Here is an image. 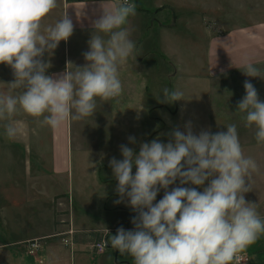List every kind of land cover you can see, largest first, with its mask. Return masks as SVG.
<instances>
[{
  "label": "clouds",
  "instance_id": "obj_1",
  "mask_svg": "<svg viewBox=\"0 0 264 264\" xmlns=\"http://www.w3.org/2000/svg\"><path fill=\"white\" fill-rule=\"evenodd\" d=\"M56 7L57 0H0V64L13 70L14 80L8 85L18 90L16 95L0 92V122L9 140L20 134L14 118L21 110L43 117L53 129L93 116L97 98L121 96L119 69L137 57L136 42L126 27L137 5L115 0L110 6L100 4L89 50L83 53L87 63L74 71L48 74L51 64L44 54L74 32L67 12L54 25L42 24ZM242 69L246 76L264 78L254 62L245 61ZM243 86L246 94L237 109L245 114L246 126H255L256 141L264 143V101L250 81ZM183 96L179 89L164 88L159 102L172 103ZM226 129L196 133L188 121L183 131L173 128L166 143L158 138L142 142L138 153L119 146L123 159L109 160L118 181L119 199L114 203L126 202L136 215L133 229L120 226L110 235L111 248L130 256L133 264H238L239 254L264 235V217L256 203L245 198L253 190L252 174L258 164L244 155L237 125L228 124ZM128 140L137 143L134 136ZM171 185L176 186L169 190ZM185 185L200 186L202 191ZM161 189L164 195L154 203Z\"/></svg>",
  "mask_w": 264,
  "mask_h": 264
},
{
  "label": "crops",
  "instance_id": "obj_2",
  "mask_svg": "<svg viewBox=\"0 0 264 264\" xmlns=\"http://www.w3.org/2000/svg\"><path fill=\"white\" fill-rule=\"evenodd\" d=\"M212 1L154 0L152 12L162 14L161 18L153 17L157 23L154 27L153 21L148 19L151 9L135 0L136 14L129 17L126 27L131 33L130 38L136 42L137 52L134 55L137 57H130L119 69L123 83L121 96L108 101L97 98L96 112L93 116L85 117L89 124L95 122L97 127L91 138L95 146L91 147L90 142L77 144L75 161L72 157L70 120L55 129L47 125L48 142L45 148H49L50 158L46 160L39 158L38 150H35L39 136L43 137L33 126L39 117L20 111L22 113L15 123L21 131L15 142L7 140L3 126L0 127V264H101L97 260L100 252L91 251L90 243L101 236L108 241L110 232H116L120 226L126 230L134 228L131 220L135 212L132 208L126 202L114 203L119 199L116 192L118 181L109 160L112 157L123 159L121 144L138 153L140 143L150 142L152 135L165 143L168 141L164 130L166 115H163L167 112V106L159 102L163 98L164 85L184 93L182 100L174 102L173 110H168L177 116V127H184L186 122L191 121L200 131L212 126L210 109L217 86L215 78L233 72L242 75L245 61L264 68V15L254 20L243 19L233 25H224L218 31L212 25L198 21V25L205 28L198 47L196 42H192L196 41L197 36H192V41L184 48L180 45L182 41L177 43L174 31L178 20L176 8L210 7L214 4ZM114 2L62 0V16L67 12L74 24V32L67 46L65 44L67 57L72 54L76 57L77 53L82 55L89 50L88 40L94 32L92 22L102 12L100 4L110 6ZM164 13H169L170 19ZM185 23L190 30L197 28H194L197 22L192 23L190 17ZM74 56L73 70L87 63L85 59L76 60L80 58ZM67 69L71 70L69 64L64 63L49 74ZM246 80L250 81L251 78ZM195 83L205 85L208 94L207 111L199 123L192 116L193 112L185 110L183 104L195 92L192 88ZM160 107L165 108L166 112L152 113L153 109ZM231 112L228 116L234 117ZM239 112L236 115L237 130L244 155L247 151L263 149L264 143L256 141L254 125L250 131L253 133L252 140L246 141L242 137L248 126L245 114L240 115ZM129 136H134L137 143H130ZM39 148L42 149L41 145ZM256 154L250 153V156L257 159L258 164ZM89 155L91 157L87 158ZM135 170L133 167V174ZM61 177L66 178L68 184L71 181L72 194L59 190ZM111 185L114 186L112 189ZM163 195L164 190L161 189L154 203ZM245 198L256 203L258 212L264 217V192L250 191ZM75 203L79 205L75 206ZM69 226L75 230L68 235L73 239L72 246L64 244L61 236L56 234ZM34 237L39 239L40 246L34 253H28L27 239ZM84 246L86 248L82 249ZM245 250L251 255L248 264H264V235ZM117 253L115 250L114 256Z\"/></svg>",
  "mask_w": 264,
  "mask_h": 264
},
{
  "label": "rangeland",
  "instance_id": "obj_3",
  "mask_svg": "<svg viewBox=\"0 0 264 264\" xmlns=\"http://www.w3.org/2000/svg\"><path fill=\"white\" fill-rule=\"evenodd\" d=\"M143 5L149 7L150 13L148 14V19L153 21L154 27L157 26L156 19H153V17L161 18L160 15H156L154 12H152L153 9V1L154 0H139ZM61 2L62 0H57V7L53 9L47 16L42 20V24L44 26L47 25H54L55 22L62 18V12H61ZM214 4L213 6H182L181 8L177 7L176 12L178 16L177 24L174 27V31L177 34L175 37L177 39V43L182 41L180 43L181 47L184 48L190 41H192L190 38L192 36H197V39H194L196 41L197 47L198 43L203 38V31L205 28L200 27L198 25V21H200L202 24L205 25H212L215 29V31H218L221 29L222 26H229L233 25L237 22H242L244 19L245 21H250L257 19L264 15V0H213ZM165 14V13H164ZM167 14V15H166ZM166 18H169V13H166ZM189 17L192 20V23L197 22V26L194 28L196 29H188L186 20L189 19ZM163 18V17H162ZM170 19V18H169ZM166 20V19H165ZM150 22V21H149ZM210 28V26H208ZM190 33V34H189ZM67 41H60L58 47L54 49L52 52L48 53L46 52L44 54V59L48 62H50L51 67L47 69V73L49 74L50 71L61 67L64 63L69 64V68L74 71V66L72 61H75L73 58L74 54L68 55L67 57V48H65V44L67 46ZM69 54L70 51H69ZM75 57V56H74ZM75 58H80L76 60H84L83 53L80 55L79 53L76 54ZM70 62V63H69ZM261 76L264 77V68H261ZM249 76H246L244 73L242 75L238 73H231V74H224L221 76H218L216 80V89L213 93V98L211 99V118H212V126L211 131L213 133L219 132V131H226V126L231 123H235L238 127V118L236 115H238L239 109H237V102L242 99V97L246 94L244 89V80H246ZM252 80V84L255 86V88L258 90L259 99L261 101H264V78L261 77H250ZM14 80L13 70L10 68V66L6 64H0V92L9 91L11 94L16 95L18 94V90H11L8 83L12 82ZM250 80V81H251ZM164 88H169L168 85H164ZM194 88V93L188 98L186 101H183V104L185 105V110H191L192 116L197 118L198 123L203 119V114L207 111V88L202 83L194 84L192 87ZM174 102L172 103H166L167 106V112L164 110L165 108L160 107L153 109L152 113H165L163 115H166V128L165 130V136L167 140L170 139L169 133L172 131L173 128L177 127L176 123V117L175 115H172L168 112V110H173ZM22 111V110H21ZM232 111L230 114L234 117H230L229 112ZM22 112H19L17 116L14 118V122H17V118H19L20 114ZM169 115H168V114ZM225 113L226 115H223ZM240 115H243L241 112H239ZM43 118V117H42ZM42 118H38L37 124H33V126L37 127L39 132V135L42 133V136H39L38 141H36L37 144L41 145V148L37 144H35V150H38L39 158L42 160H46L50 158V152L49 148H45L46 141H47V128L48 126L44 124L42 121ZM4 122H0V127L3 126ZM197 125L193 124V131L196 133L199 132L198 129H196ZM180 130H184V127H179ZM239 128V127H238ZM243 128V127H242ZM97 127L95 126V122L93 124L86 120V118H83L78 121L70 120V134H71V143H72V157L75 161L77 159V144L82 143H89L91 147L95 146L94 141L91 139L93 138V134L96 131ZM241 129V128H240ZM254 128L253 130H255ZM94 130V132H93ZM163 130V132H164ZM252 131V127L247 128V132L245 134H242V137L246 141H251L253 137V133H250ZM162 136H164V133H162ZM154 138H158V136L151 137V140ZM8 140V139H7ZM150 140V141H151ZM12 141L15 142L14 139ZM48 142V141H47ZM264 147V145H263ZM247 154L245 156H250V153L252 155L254 153L256 154V158L259 159L258 162V171L254 172L252 174V193H256L259 191L260 193L264 192V148L259 149L258 151H247ZM91 157L90 155L87 156V158ZM257 160V159H256ZM74 164V163H73ZM75 167V165H74ZM76 171V169L74 170ZM179 182L177 181V184ZM207 184V182H206ZM205 184V186H206ZM176 185H171L169 190L172 187H175ZM57 187V185H56ZM58 187L59 190L63 192H70L72 194V188L73 185L70 181V184H68L66 178L61 177V181H58ZM114 186L111 185V189ZM185 187H197V190L202 191V188L200 186L195 185H185ZM69 193V194H70ZM74 201L75 198H73ZM78 206V203H75V206ZM136 213L133 214L135 216ZM130 230V229H129ZM111 235L116 234V232L111 231ZM110 236L108 238V244L106 245L105 249L97 254V260L99 259V262L101 264H133V260L130 256H121L119 252L114 256L115 250L111 248L109 245ZM69 248V247H68ZM86 248L85 246L82 247ZM85 254L88 252H84ZM126 262H125V261ZM117 261V262H116Z\"/></svg>",
  "mask_w": 264,
  "mask_h": 264
},
{
  "label": "built area",
  "instance_id": "obj_4",
  "mask_svg": "<svg viewBox=\"0 0 264 264\" xmlns=\"http://www.w3.org/2000/svg\"><path fill=\"white\" fill-rule=\"evenodd\" d=\"M132 2L135 3V0H132ZM75 230L72 227H68L66 229H63L61 231L56 232V234H59L61 237V241L66 245H73V239L71 236H68L69 234H72ZM107 245L106 237L101 236V238L94 240L92 243H90V250L93 252H102ZM40 246L39 239L34 237L27 239V252L28 253H34ZM240 259L238 261V264H248L250 261V253L247 250H244L240 254Z\"/></svg>",
  "mask_w": 264,
  "mask_h": 264
},
{
  "label": "trees",
  "instance_id": "obj_5",
  "mask_svg": "<svg viewBox=\"0 0 264 264\" xmlns=\"http://www.w3.org/2000/svg\"><path fill=\"white\" fill-rule=\"evenodd\" d=\"M101 238V237H100Z\"/></svg>",
  "mask_w": 264,
  "mask_h": 264
}]
</instances>
